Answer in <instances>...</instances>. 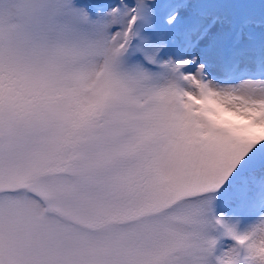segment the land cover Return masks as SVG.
<instances>
[{
	"label": "snow or ice",
	"instance_id": "6c2138e0",
	"mask_svg": "<svg viewBox=\"0 0 264 264\" xmlns=\"http://www.w3.org/2000/svg\"><path fill=\"white\" fill-rule=\"evenodd\" d=\"M0 264H264V0H0Z\"/></svg>",
	"mask_w": 264,
	"mask_h": 264
}]
</instances>
